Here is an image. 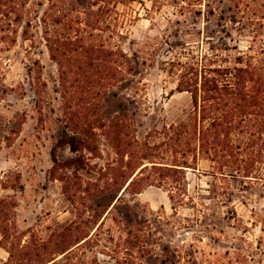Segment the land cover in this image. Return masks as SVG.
Returning <instances> with one entry per match:
<instances>
[{
    "label": "rangeland",
    "instance_id": "1",
    "mask_svg": "<svg viewBox=\"0 0 264 264\" xmlns=\"http://www.w3.org/2000/svg\"><path fill=\"white\" fill-rule=\"evenodd\" d=\"M159 1L0 0V264H264V181L226 182L202 161L183 206L155 185L120 192L130 155L192 116L170 64L181 44L199 54L227 44L233 64L264 52V0H190L184 11L188 0ZM70 40L119 47L134 69L110 91L108 79L92 86L85 77L105 57L71 54ZM96 89L108 94L89 104ZM83 133L95 151L53 155Z\"/></svg>",
    "mask_w": 264,
    "mask_h": 264
},
{
    "label": "trees",
    "instance_id": "2",
    "mask_svg": "<svg viewBox=\"0 0 264 264\" xmlns=\"http://www.w3.org/2000/svg\"><path fill=\"white\" fill-rule=\"evenodd\" d=\"M106 1L115 7L130 0ZM190 4V0L185 2L181 11L187 9ZM108 12L113 10L108 9ZM10 25L12 26L11 23ZM186 44H181L180 55L170 64L178 71L177 91L191 95L192 116L189 121L171 125L165 130L166 141L158 145L144 143L139 151L130 155L128 168H133L134 163L137 165L120 189V192H125L135 187L136 193H139L146 186L155 185L165 188L171 202L180 206L189 199L185 186L187 171L199 170L202 161L210 165L207 174L226 182L264 181V52L260 57L247 55L246 60V56L239 55L233 64L230 54L226 58L222 56L223 51L231 50L227 44L226 48L209 45V50L201 54L188 49ZM62 46L71 49L67 51L71 54L85 48L86 53L97 63H100L103 54V65L89 64L93 65L94 69L88 72L90 74L85 79L88 78L87 83L92 86L108 79L106 87L110 91L114 87L112 82L120 72L125 73L124 76L127 77L134 69L130 57L119 47L104 51L101 50V45L78 46L71 40L64 42ZM53 59L56 60L54 54ZM79 73H75L77 77ZM81 73L83 74V71ZM77 77L70 85L65 78V92L68 93L70 88L75 86ZM76 90L78 91L77 88ZM73 93L75 94L70 96L75 98L77 92ZM106 93L108 94L103 89L88 90V103L95 102ZM68 108L72 109L74 105L69 102ZM118 120L112 121L113 127H121ZM83 134L60 138L53 148V155H56L59 147L67 144L75 151H79L82 146L95 151V148L88 146L86 142L90 138L95 140L94 134ZM111 137L116 139L118 144L123 140L120 132ZM166 157L171 158L170 162H160L167 160ZM69 250L70 248L65 249L62 253Z\"/></svg>",
    "mask_w": 264,
    "mask_h": 264
}]
</instances>
